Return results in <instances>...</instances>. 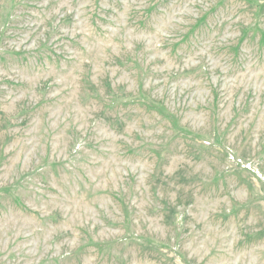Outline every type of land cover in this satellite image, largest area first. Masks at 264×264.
Returning a JSON list of instances; mask_svg holds the SVG:
<instances>
[{
    "label": "rangeland",
    "instance_id": "1",
    "mask_svg": "<svg viewBox=\"0 0 264 264\" xmlns=\"http://www.w3.org/2000/svg\"><path fill=\"white\" fill-rule=\"evenodd\" d=\"M0 264H264V0H0Z\"/></svg>",
    "mask_w": 264,
    "mask_h": 264
}]
</instances>
